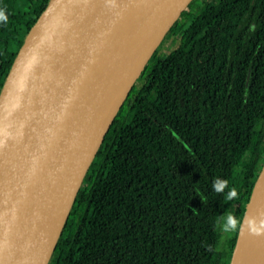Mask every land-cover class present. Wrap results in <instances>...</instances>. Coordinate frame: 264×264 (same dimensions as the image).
<instances>
[{
	"label": "trees",
	"instance_id": "16d2710c",
	"mask_svg": "<svg viewBox=\"0 0 264 264\" xmlns=\"http://www.w3.org/2000/svg\"><path fill=\"white\" fill-rule=\"evenodd\" d=\"M198 1L112 122L50 264H230L239 226L221 224L242 221L264 165V0ZM48 3L0 0V92ZM174 28L180 45L161 55Z\"/></svg>",
	"mask_w": 264,
	"mask_h": 264
},
{
	"label": "water",
	"instance_id": "95a60500",
	"mask_svg": "<svg viewBox=\"0 0 264 264\" xmlns=\"http://www.w3.org/2000/svg\"><path fill=\"white\" fill-rule=\"evenodd\" d=\"M192 1L49 0L0 92V264H50L112 122ZM263 178L264 165L230 264H264L246 226L264 213Z\"/></svg>",
	"mask_w": 264,
	"mask_h": 264
},
{
	"label": "clouds",
	"instance_id": "9594fccd",
	"mask_svg": "<svg viewBox=\"0 0 264 264\" xmlns=\"http://www.w3.org/2000/svg\"><path fill=\"white\" fill-rule=\"evenodd\" d=\"M2 20H6V16L2 11H0V21ZM226 187L228 190L226 193H224ZM212 189L215 192L224 193L228 200H231L238 195L237 189L234 186L228 187V181L224 178H215L212 182ZM238 226L241 230H243L245 223L239 222L238 225L237 219L232 214H228L226 217H224L223 223L221 224V228L224 232H230L234 229H237ZM246 226L250 234L256 236L264 235V216L258 215L248 217Z\"/></svg>",
	"mask_w": 264,
	"mask_h": 264
},
{
	"label": "rangeland",
	"instance_id": "374dc122",
	"mask_svg": "<svg viewBox=\"0 0 264 264\" xmlns=\"http://www.w3.org/2000/svg\"><path fill=\"white\" fill-rule=\"evenodd\" d=\"M195 1V0H193ZM200 4V2L198 0H196V5L195 7L192 8H187L185 10V13L183 15V19L186 20L188 23L190 22L191 19H193L197 14H198V5ZM172 33L174 35H171L164 40L160 54L161 55H167L168 53H170V51L174 50L175 48H177L180 45V40L178 38H180L181 36V32H178L175 28L173 29ZM146 79L142 78L140 79V81L137 83L136 87L138 88L139 85H144L145 84ZM134 95V93H133ZM131 118L128 119V121H130Z\"/></svg>",
	"mask_w": 264,
	"mask_h": 264
},
{
	"label": "bare ground",
	"instance_id": "6f19581e",
	"mask_svg": "<svg viewBox=\"0 0 264 264\" xmlns=\"http://www.w3.org/2000/svg\"><path fill=\"white\" fill-rule=\"evenodd\" d=\"M263 180H264V178H263ZM260 202H261V206H262V209H263V212H264V188H263V192H262V195H261V198H260ZM262 215L264 216V213H262ZM244 239H245V237H243L242 240H241L242 244L240 245V248L238 249V253H239V251L243 250V248H244V250H246V244H245V240ZM255 264H262V263L259 262V263H255Z\"/></svg>",
	"mask_w": 264,
	"mask_h": 264
}]
</instances>
